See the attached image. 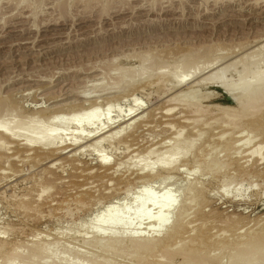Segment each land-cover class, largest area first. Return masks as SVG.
<instances>
[{
    "label": "rangeland",
    "instance_id": "1",
    "mask_svg": "<svg viewBox=\"0 0 264 264\" xmlns=\"http://www.w3.org/2000/svg\"><path fill=\"white\" fill-rule=\"evenodd\" d=\"M258 37H264V0H0V101H2L0 104H3V111L8 109L3 102L8 106L10 105V107L14 106L11 107L12 111L8 109L12 112V119L16 120L17 118H14V116L18 117V113H23V118L20 114V119H24L25 115L31 118V114L36 116V114L42 112L44 114L40 113L42 119L52 117L53 120L54 118L53 121L51 120L52 122L49 121L50 119L45 118L42 121L47 120L46 123H37L38 125H47L46 127H50L53 131L50 128L49 130L44 128V131L47 129L45 134L52 136L56 131L59 135L60 133L65 135V131L63 132L61 129L65 130L64 125L68 124L66 121L71 118L72 112L75 109L77 110V107H80V109L81 107L89 108L91 102L93 103L91 106H97L94 103L97 100L98 106H104V109L107 103L103 104V102L111 101L114 106L117 104L116 107H120L117 108L119 111L123 106L124 110L118 112L125 114L126 110H130V106H134L132 102L134 103V100L137 99L143 104L141 109L146 108L139 112L144 113V118L147 119L145 120L149 124V126L139 129L138 132L134 133L133 130L126 132V134L131 132H133L131 134H135V138L128 141L123 138L124 136H120L121 140L117 138V143L111 140V142H108L110 145H108L104 141L105 143L101 142L102 145L98 144L91 147L92 149H86L85 147L90 145V142L84 140L79 145L83 144L85 147L82 145L81 148H85V150L78 152L79 154H75L76 146L79 145L68 144L70 142L66 141L63 148H65V145L66 148L70 145L76 148L75 150H73L74 147L73 149L68 148L69 153L68 149L64 150L65 153L58 150L57 153L59 154L55 156L59 162L55 159L56 162H53L50 159L54 165H50L49 160H44L36 165L27 164L28 162L22 163L23 157L20 155L16 157L15 151L21 149L22 146L18 147L17 145H22V141H25V145L28 143V135L25 136L26 140H24L21 131L24 127L23 123L20 124L23 127L20 126L21 128H19L17 126L18 130L16 129V132L10 127L11 136L19 139L17 141L13 137H11L12 139L5 138V141L6 139L9 140V142L4 141L7 145L1 142L4 146L6 145L4 155L2 154L5 158L2 156V160H0V171H5L0 172V237L4 238L3 241L6 240L8 245L13 244L15 246L17 245L16 242L19 245L24 243L23 247L34 245L37 241V244H41V246L44 245V242L45 245L50 242H59L58 245L54 246L56 248L53 251L54 255L60 257L66 252L67 258L74 262L77 259L78 262L75 263L78 264H91V260H96V264H99V262L100 264H137L139 258H136L133 254L135 249L129 250V244L125 243L123 238L137 237L144 240L152 238L151 241L154 242L159 235H164L170 226L174 225L175 213L182 209L185 210L187 217L185 220L188 228L176 237L177 240H175L179 242L173 244L174 246L171 245L172 248H169V251H173V253L174 250L175 253L183 252L181 255L180 253L175 254L173 261L172 259L163 258L159 252H156L152 256H147L152 264H186L187 256L190 257L193 254H195L194 256L203 255L204 258L206 257L205 259L210 262L213 261V264H247L246 262H239V260L243 261L246 258L242 260L238 256V260L236 257L237 252H246L248 261L256 254V258L252 259L254 262L250 261V264H264V148H261L262 150L259 148L261 151L256 148L258 144L261 146L264 144V134L257 131L256 134L253 130H251V133L249 129H247L249 132L241 129L242 120L239 116L234 119L228 115L225 120L226 116L223 117L220 114L221 107L222 109L226 105L227 107H236V103L234 104L232 100L228 102L226 99L225 96L231 98L228 92L219 86L195 85L200 80L199 78V80L194 78L196 83L192 80L193 77L201 78V76L211 73L210 70H207V72L204 70L203 72V69L207 67V65L204 66L206 64L205 60L207 62L208 59L210 61L211 58L214 60L216 57L214 63L220 69L221 66H227L228 62L229 64L233 63L234 60L239 62V58L241 61L246 53L250 55L247 54L249 56L244 61L247 58L249 59L251 55L253 56L250 57V62L247 60L249 63H245V71L250 66L256 67L254 70L250 68V73L244 72V75L255 72L256 68L259 69L258 67L264 65L262 60L264 59V51L257 50L259 47L257 43L262 39L264 40V38L260 39ZM257 40L258 42L255 44ZM243 47V50H246H242L244 53L241 51ZM246 47H249L250 51ZM254 47L256 51L253 53L251 48ZM227 53H230L231 57ZM232 54L234 55L232 56ZM184 55L188 57L194 55L189 58L193 57L195 63L199 62V66L197 63L190 64L191 67H200L197 68V73H195L197 76L194 74L191 77L192 79L190 75L193 70H191V73H189L190 71L187 72L190 74L187 77L185 76L186 71L182 70L183 73H180L181 70L174 71L176 69L174 65H179L177 62L183 61ZM202 56L204 57L202 58ZM222 56L223 60L221 62L223 64L220 62ZM228 56L230 58L225 60ZM258 59H261L259 61L261 64L258 63ZM190 61L192 60L190 59ZM174 62L177 65L173 64ZM201 62L204 65L200 64ZM255 62L257 65L254 64ZM242 65L243 63L236 64L237 68H228V74L225 72L224 79L229 80L228 78H232L231 80L235 84L239 79V83L237 82L239 87L243 86V82L248 84L249 81L246 80L247 78L250 79L251 76H244L246 80L241 79L244 80L243 82L240 80L241 77L244 78L243 74L241 77V74H239L243 68ZM246 65L248 68H246ZM263 67L260 69H263ZM161 68L163 69L161 70ZM198 70H201V73ZM168 71L170 72L168 73ZM177 72L180 75L183 74L185 79L190 78V80L184 81L185 84L178 86V89L175 87L176 81L181 76L176 75ZM159 77H161V84L158 85L156 83L159 81ZM166 77L170 78L165 83L163 78ZM171 77L173 78L171 79ZM176 77L178 78L176 79ZM150 80L152 83L154 81L156 83L154 82L153 86L150 84L149 87L148 81ZM188 80L191 83L193 81L194 87L193 84L190 86ZM169 81L172 84L175 83V86L173 84L175 90L173 87L174 91L171 90L170 87L168 92H181V94L177 92L178 99L175 98L177 93L174 94V98L178 101H180V98H184L182 101L168 102V92H164V90L167 91L164 85L170 84L166 85V88L172 86ZM187 81L189 84H187ZM162 82L165 84L162 85ZM241 83L243 84L241 85ZM162 86L164 89L161 88ZM112 87L113 90L119 88L122 90L115 92L110 89ZM233 87L237 89L236 85ZM141 88L144 89L141 91ZM188 88H190L189 91ZM133 89L134 91H132ZM124 90L129 94L125 93ZM184 91L186 94L183 93ZM159 92L164 93L160 94ZM203 92L210 97L207 94L204 97ZM102 93L103 95H101ZM138 93L139 95H137ZM170 93H168L169 97ZM182 93L183 96H180ZM125 94L129 97L127 98ZM163 94L167 95L166 98ZM96 95L98 98L95 97ZM123 96L126 97V100ZM114 99L117 100H115L117 102L115 104ZM84 102L87 104H84ZM198 103L199 105H197ZM263 103L264 100L261 104ZM82 104L83 106H81ZM126 105L130 108L127 109ZM99 107L98 110L97 108L95 110V113L100 112L99 116L97 113H92L95 114V117L91 119L95 121H90L91 123L88 124L90 120L88 118L87 123L85 121L81 122L80 128H83L81 130L84 133L87 131L88 134L94 132L93 127L97 129L105 123L106 118L104 115L106 113L103 112H106V108L102 111L103 109L100 110ZM215 107L219 109V113ZM166 109H172L170 114L167 113L168 110L166 111ZM198 109H201L204 113L202 111V113H197ZM263 109L264 107L260 110L263 111ZM70 110H72L71 113ZM163 110L166 112L164 113ZM0 112L1 116L2 110ZM4 113L6 116L0 117L2 121L4 118L12 116H7V111H4ZM48 113L52 116L50 117ZM66 113L69 114L68 117H65ZM116 113V108L114 111L112 109L110 116L113 118L120 115ZM259 113L263 115V112ZM102 114L103 116H101ZM59 115L60 117H58ZM96 115L105 118L99 119L97 117V121L101 124L96 123ZM28 117H25L26 120ZM41 117H37L39 118L38 121L41 120ZM8 118L11 119V117ZM10 119L8 120L10 121ZM231 119L233 124L230 121ZM256 119L264 123V116L260 115ZM27 122H29V119ZM69 122L71 124L72 120ZM10 124L9 126H12V128L16 126L13 122ZM38 125H35L36 132L42 130L43 133H39L44 134L42 126L38 128L39 130L36 128ZM55 125L58 126L54 129L58 127V130L62 132L56 129L53 130L52 126ZM59 125L61 129H59ZM65 126L69 128V124ZM79 126L75 132H77ZM91 127L92 129L89 131ZM26 128L29 129L30 133L32 128ZM85 128L86 130H84ZM19 129L21 132L20 137L17 135ZM35 129L31 132L34 134L33 137L38 134L34 133ZM24 130L26 132V129ZM12 131L17 134L13 135ZM240 131L241 133H239ZM10 132L7 133L9 137ZM58 134L54 133V137ZM175 134L177 135L175 136ZM234 135L235 141L238 139L235 144L240 141L241 143L237 144V147L234 146V153H232L233 149L232 152L224 151L223 142L228 138L231 139ZM21 136H23V139H21ZM40 136L45 138L43 135ZM75 137L79 138L78 133L73 135V140H76ZM2 138L0 140L3 141L4 138ZM64 139H67L66 135ZM124 140L128 143L131 142L125 144L127 145L126 148L124 147ZM164 140L167 143L161 145ZM20 141L21 143H19ZM119 142H121V146ZM8 143H12V146ZM8 145L10 149H7ZM13 146H16V148ZM149 147L153 151L148 152L146 148ZM93 148L94 151H92ZM235 149L237 150L236 153ZM36 151L33 149L27 154L34 156L38 152ZM72 151L75 152L73 155ZM2 152L3 150L0 153ZM226 152L233 155L229 157L225 155ZM62 153L64 154L61 155ZM222 157L228 158H225V160L227 159L225 163L228 160L229 162L225 164ZM235 159L236 161L239 160L237 162L243 166L244 171L241 174L229 164ZM221 160L224 166L222 162H218ZM103 161L107 162L104 163ZM101 163L104 164L101 165ZM29 165L32 167H28ZM225 165H228L229 168L227 166L226 168ZM162 166L168 168H162L161 170ZM10 167L16 173L10 171ZM37 169L39 170L37 171ZM153 172L155 173V180L151 179L154 181L145 187V191L138 192L133 188V182L136 184L141 177L150 176V174H152L150 176L152 177ZM162 173L164 175H161ZM157 175H161V178ZM1 176L5 177L2 178ZM38 177L41 179H38ZM131 181H133V186L130 185L131 189L127 190L129 189L127 184H131ZM45 189V193H42V190ZM197 189H204L205 191L203 190L201 195H197ZM149 197L153 198V202H147ZM108 201L115 203L111 213L99 211ZM172 201L176 202L174 203L175 209L169 214L164 209V205L172 203ZM21 202L30 203L27 208L29 212L19 205ZM158 218L168 220V223L167 227L162 230V234L159 232L155 235L157 233L155 231L158 230ZM198 235L203 240H199ZM110 236L113 241H111L112 239L109 240ZM250 236L251 238H249ZM255 238L261 241L259 245L250 242V239L252 241ZM220 242L223 245L217 246ZM215 243H217L216 247L213 246ZM231 243H237L238 246L235 248L228 246ZM122 246L124 248H121ZM195 247L197 251L202 248L203 250L200 251L203 253L198 251L200 254H197ZM1 254L0 264H5L8 255L3 251ZM26 254V250L23 249L12 264H25L23 257ZM249 254L254 256L251 255L250 258ZM184 257L186 258L184 259ZM37 259L40 261V258Z\"/></svg>",
    "mask_w": 264,
    "mask_h": 264
},
{
    "label": "bare ground",
    "instance_id": "2",
    "mask_svg": "<svg viewBox=\"0 0 264 264\" xmlns=\"http://www.w3.org/2000/svg\"><path fill=\"white\" fill-rule=\"evenodd\" d=\"M205 2V1H204ZM253 3V2H252ZM212 9V8H211ZM258 38H260V37H258ZM262 38H264V37H262ZM262 38H260V39H262ZM259 39V40H260ZM258 42V40L257 41H255V44ZM258 44V48H257V50H260L261 52H263L264 51V40L262 39V41L260 40V42H258L257 43ZM261 44V45H260ZM244 45V44H243ZM246 45V44H245ZM247 46H249V45H247ZM251 46V45H250ZM249 46V47H250ZM257 46V45H256ZM248 47V48H249ZM247 48V47H246ZM245 48V49H246ZM247 48V49H248ZM255 48V47H254ZM254 48H251V50L253 49V53L256 51V48L254 49ZM241 49V48H240ZM240 49H239V51H240ZM244 49V47L241 49V51ZM229 50V49H228ZM236 50V49H235ZM249 50V49H248ZM224 51V50H223ZM238 51V50H237ZM240 51V52H241ZM243 51H246V50H243ZM242 51V52H243ZM250 51V50H249ZM219 52V51H218ZM233 52H235V51H233ZM251 52V53H252ZM215 53V52H214ZM244 53V52H243ZM227 54H229V56H230V53H227ZM226 54V55H227ZM236 54V53H235ZM240 54V53H239ZM247 54H249V53H246V55H245V57H242L243 59L240 61V58H239V62L238 61H235L234 60V58H233V60L235 61H233V63L231 62V64H229V62L227 63L228 65L227 66H225V63H224V66L225 67H220V69L217 67V65H216V63H214V62H216V57L214 58V60H213V58H211L210 59V61H212L213 60V62H211L210 64H209V59H208V61L206 62V60H205V65L203 64V62H201L200 64H202V65H204V66H206L207 65V67L205 68V69H203V72H204V70L207 72V70H210L211 71V73L209 74V75H204L203 77L201 76V78L200 77H193V75L195 74V73H197L196 71H197V68H200V67H198L199 66V62H196L197 63V68H195V66H190V64H193L194 65V63H195V61H193V60H195V59H192V58H189V57H191V56H194V55H191V56H185V57H183L184 58V60L182 61V60H180V62L178 61L177 63H179V65H177V63H173V64H176L177 66H175L174 65V67L177 69H175L174 67H173V69H175L174 71H186V77L187 76H189L190 74H188L187 72L188 71H190L189 73H191V70H193V73H191V75H190V78L191 77H193V79L192 80H194V78H199L198 80V82L196 83L195 81L196 80H194V82L196 83L195 85H203V86H207V85H209V86H219V87H221L222 89H224L225 91H227L228 92V94L231 96V100L234 102V104L236 103V107H227V105H226V107L225 108H223L222 109V107H221V109H220V114H222L223 115V117H225V120H226V118H227V116L229 115V117L231 118H238V116H239V118L241 117V120H242V122H241V124H242V128L240 127V125H238L241 129H244V130H247V129H249L250 131L251 130H253V131H255L254 133H256V131L257 132H259L260 134H264V123L263 122H261L259 119H256V118H258V117H260V115L261 116H264V109H263V111H261L262 110V108L264 107V103L263 104H261V102H263V100H264V65L262 64V67H263V69H260V68H262V67H258L259 69H257L256 68V71L254 72L253 70L255 69V67L253 68V66H250V68L252 69L253 68V74L251 73L250 75H248L249 73H250V71H251V69L249 68V69H247V71H245L246 69H245V63L247 64V63H249L250 61H249V59H250V57L251 56H253V55H251L250 57H249V59L247 58V60L249 61H247V60H245L244 61V59H246V57L247 56H249V55H247ZM259 54H261L260 52H259ZM264 54V53H263ZM234 54H232V56H233ZM182 56V55H181ZM226 57L225 58V60L227 59V58H230V57ZM236 56V55H235ZM256 56V55H255ZM259 56H261V55H259ZM196 57V56H195ZM204 56H202V58H203ZM220 57V56H219ZM238 57H239V55H238ZM241 57V56H240ZM257 57V56H256ZM264 57V56H263ZM183 58H181V59H183ZM223 58V56L221 57V60H220V62L223 60L222 59ZM261 58V57H260ZM189 59V60H188ZM190 59L192 60V61H190ZM238 59V58H237ZM254 59V58H253ZM262 59V58H261ZM260 59V60H261ZM116 60V59H115ZM185 60H188V61H185ZM204 60V59H203ZM217 60H219V59H217ZM251 60V59H250ZM257 60V59H256ZM259 59H258V63H260L259 61H260ZM263 60V62H264V59H262ZM143 61V60H142ZM197 61H199V60H197ZM231 61H232V59H231ZM165 62V61H164ZM189 62H192V63H189ZM219 61H218V63L219 64H221ZM195 63V64H196ZM241 63H243V65H242V70H240V72L241 73H239V74H241L240 75V77L242 76V74H243V77L244 76H251V78L249 79V78H247V80L245 79V77L244 78H240V80L241 79H245L246 81H249V83L248 84H246L245 82H243L242 80V82L245 84H243V83H241V85L243 84V86H241V87H239L238 85V83H239V79H238V81H236V84L234 83V82H232V78L230 79V78H228L229 80H227L226 78L224 79V75H226V73H227V69L229 68V69H231V67H236L235 65L236 64H241ZM251 63H253V62H251ZM163 64V63H162ZM161 64V65H162ZM223 64V63H222ZM255 65H257L256 64V62L254 63ZM254 64H252V65H254ZM261 64V63H260ZM259 64V65H260ZM165 66V65H164ZM170 66V65H169ZM169 66H167V67H169ZM172 66V65H171ZM203 66V67H204ZM163 67V66H162ZM118 68V67H117ZM131 68V67H130ZM156 68H157V66H156ZM172 68V67H171ZM218 68V69H217ZM237 68V67H236ZM236 68H234V69H236ZM246 68H248V66L246 65ZM163 68H161V70H162ZM166 69H168V68H166ZM172 69V70H173ZM213 69H214V71H213ZM117 70V69H116ZM128 70V69H127ZM139 70V69H138ZM155 70V69H154ZM160 70V69H159ZM195 70V71H194ZM123 71H124V69H123ZM122 71V72H123ZM126 71V70H125ZM133 71H135V70H133ZM147 71V70H146ZM180 71V73H183V71L181 72ZM201 70H198V72H200ZM236 72H237V70H235ZM140 72V71H139ZM138 72V73H139ZM144 72V71H143ZM159 72V71H158ZM170 71H168V73H169ZM226 72V73H225ZM244 72H249L248 74H245L244 75ZM134 73V72H133ZM165 73V72H164ZM176 73V72H175ZM180 73L179 72H177V74L176 75H178L179 74V76H181V77H176V79H177V81H176V86H175V83H173L174 84V86L175 87H177V89H178V86H181L182 84H185L184 83V81H186L187 79H189L190 80V78H186L185 79V77L183 76V74H181L180 75ZM201 73V72H200ZM225 73V74H224ZM124 74V73H123ZM174 74V73H173ZM228 74V73H227ZM125 75H127V74H125ZM131 75V74H130ZM140 75V74H139ZM138 75V76H139ZM143 75V74H142ZM164 76L166 75V74H163ZM171 75V74H170ZM132 76V75H131ZM141 76V75H140ZM150 76V75H149ZM156 76V75H155ZM169 76V75H168ZM171 76H175V75H171ZM195 76H197V74H195ZM198 76H200V74H198ZM126 77V76H125ZM128 77V76H127ZM161 77H162V74H161ZM161 77H159L158 79H159V81L158 80H156V81H158L156 84H158L159 85V83L161 84ZM239 77V75L237 76V78ZM95 78H96V76H95ZM167 78V77H166ZM163 78V79H165V83L167 82L166 80H169V78ZM173 77H171V79H172ZM113 79V78H112ZM122 79V78H121ZM175 79V78H174ZM185 79V80H184ZM117 80V79H116ZM188 80V81H189ZM225 80V81H224ZM234 80V79H233ZM163 81V80H162ZM174 81V80H173ZM188 81H187V84H189L190 83V86H192V84H193V87H194V83H193V81H192V83H191V81H189V83H188ZM117 82H119V81H117ZM149 82H151V80L150 81H148V84H149V87H150V84H152L151 86H153V84H154V82L152 83H149ZM170 83H171V81H169ZM168 82V83H169ZM183 82V83H182ZM238 82V83H237ZM103 83V82H102ZM101 83V84H102ZM145 83V82H144ZM144 83H142L143 84V86H145L144 85ZM146 83H147V81H146ZM164 83V84H165ZM233 83H234V85H236V87H237V89L235 88V87H233L234 85H233ZM105 84V83H104ZM112 84H114V83H112ZM132 84H134V83H132ZM141 84V85H142ZM148 84H146V85H148ZM163 84V82H162V85H164ZM173 84L171 83V85L172 86H169V87H165L166 85H164V88L165 89H167V91L166 90H164V92H168V88H174V90H175V87L173 86ZM238 84V85H237ZM82 85V84H81ZM131 85V84H130ZM168 85H170V84H168ZM167 85V86H168ZM233 85V86H232ZM143 86H140V87H143ZM161 86V85H160ZM184 86V85H183ZM190 86H188V87H190ZM100 87V86H99ZM103 87V86H102ZM119 87V86H118ZM118 87H117V89H118ZM157 87V86H156ZM192 87V88H193ZM198 87V86H197ZM196 87V88H197ZM201 87V86H200ZM101 88V87H100ZM107 88V87H106ZM139 88V87H138ZM138 88H136V89H138ZM145 88V87H144ZM144 88H141L140 90L142 91V89H144ZM147 89H148V87H146ZM161 88H163V86L161 87ZM160 88V89H161ZM163 88V89H164ZM173 88L171 89V90H173ZM110 89H114L113 87L112 88H110ZM109 89V90H110ZM135 89V90H136ZM156 89V88H155ZM158 89V88H157ZM162 89V90H163ZM189 89L190 88H188L187 90L189 91ZM193 89H195V88H193ZM88 90V89H87ZM119 90H122L121 88H119L118 90H113V91H115V92H118ZM139 90V91H140ZM173 90V91H174ZM182 90V89H181ZM99 91V90H98ZM125 91V90H124ZM128 91V90H127ZM132 91H134V89L132 90ZM132 91H131V93H132ZM173 91H169V92H171L170 93V97H171V99H169L170 97H169V92L167 93V95H168V99L167 100H169L168 102H170L171 103V101H178V100H176V99H178L179 98V96H178V93L177 92H179V91H177L176 93H177V95H176V97H175V95L174 94H176V93H174ZM191 91V90H190ZM81 92V91H80ZM97 92V91H96ZM100 92V91H99ZM112 92V91H111ZM129 92V91H128ZM164 92H162V93H164ZM79 93V92H78ZM90 93V92H89ZM93 93V92H92ZM108 93H110L109 91H108ZM113 93V92H112ZM125 93H127L126 91H125ZM135 93V92H134ZM136 93H137V90H136ZM160 93V92H159ZM162 93H160V94H162ZM173 93V94H172ZM184 94H186L185 93V91L183 92ZM183 93H182V95H180V96H183ZM190 93V92H189ZM86 94H88V93H86ZM94 94V93H93ZM98 94V93H97ZM105 94H107V93H105ZM115 94H117V93H115ZM123 94V93H122ZM127 94H129V93H127ZM127 94H125V96L128 98L129 96H127ZM133 94V93H132ZM131 94V95H132ZM179 94H181V92H179ZM203 94H204V92H203ZM205 94H207V93H205ZM205 94H204V97H205ZM100 95V94H99ZM101 95H103V93L101 94ZM110 95V94H109ZM118 95H119V93H118ZM124 95V94H123ZM137 95H139V93L137 94ZM165 97L164 98H166V94H163ZM174 95V96H173ZM208 95V94H207ZM206 95V96H207ZM55 96V95H54ZM64 96V95H63ZM85 96V95H84ZM83 96V97H84ZM112 96H113V94H112ZM115 96V95H114ZM125 96H123L124 98H125V100H126V97ZM202 96V95H201ZM200 96V97H201ZM209 96V95H208ZM89 98H92V97H90V96H88ZM94 97V96H93ZM95 97H97V95L95 96ZM103 97V96H102ZM117 97V96H116ZM120 97H121V95H120ZM176 99H175V98ZM178 97V98H177ZM203 97V96H202ZM210 97V96H209ZM208 97V98H209ZM87 98V97H86ZM98 98V97H97ZM113 98H115V97H113ZM124 98H122V100H124ZM133 98H134V95H133ZM212 98V97H211ZM58 99V98H57ZM82 99V98H81ZM96 99V98H95ZM106 99V98H105ZM104 99V100H105ZM112 99V98H111ZM130 99L132 100V98L130 97ZM135 99V98H134ZM133 99V100H134ZM182 99H184V98H182ZM182 99L180 98L179 100L180 101H182ZM190 99V98H189ZM203 99H206V98H203ZM61 100V99H60ZM109 100V99H108ZM115 100L116 99H114V104L115 103H117V102H115ZM118 101H119V98L117 99ZM116 100V101H117ZM130 100V101H131ZM166 100V101H167ZM192 100V99H191ZM75 101V100H74ZM96 102H94V103H96V105L97 106H95V105H93V106H91V104H93L92 102H91V104H90V106H89V108H87L86 107V109L85 108H82L81 107V109H80V107L78 108L77 107V110L75 109L73 112H72V110H70L69 112L71 113L72 112V114H71V118L68 120V121H66L68 124H69V128L67 127V126H65V125H68V124H65L64 125V127H66L65 128V130L64 129H61V127H60V125H59V129H61V130H63V132L65 131V135H66V137H67V139H64V133H63V135H61V133H60V135L55 131L54 133H56V134H58L56 137H54V133H53V135L51 136V135H49V137H47L48 135L47 134H45L46 132L45 131H47V129L49 130V128H47L46 126L47 125H45L44 126V124H42V125H38L37 123H39V122H43L42 120H45V118L48 120V119H50L49 121H51L52 120V115H50L49 113H48V115H50V117L51 118H47V117H44V119H42V115H44V114H42V112H40L42 115H40V113L39 114H36V116H33L32 114H31V118H29L28 117V115L26 116H24V119H20V114H21V116H22V114L23 113H18V117L16 116H14V118H17L16 120L15 119H12V117H13V115H12V109H11V107H14V106H11L10 107V105L8 106L7 104H5V102H3L4 103V105L5 106H7L8 107V109H11V111L9 110L8 111V109L7 110H5L4 109V111L6 112H8L7 113V116L8 115H12V116H8V117H11V119L10 118H8V119H10V121L7 119V118H4L3 119V121L2 120H0V122L2 123H0V129H1V131H0V139H1V137H3L2 139H3V141L2 140H0V150L2 151L3 150V152L2 153H0V160H2V156L4 155V152H5V149H6V145H7V143H5V142H9V140H7L6 139V141H5V138H10V139H12L11 137H13V136H11V132H10V127H11V129L12 130H14L15 132H16V129H17V126H19V128H21V127H23V126H21L22 125V123H23V125H24V127H23V129H26V132H25V130L23 131V129L21 130L22 131V134H23V136H24V140H26V135H28V138H27V140H28V143L25 145L24 143H25V141H22L23 143H22V145H20V144H18L17 146L18 147H21V149H17V151H15V156L16 157H19V155L20 156H22L23 158H22V163H26V162H28L27 164H31V165H36V164H40L42 161H44V160H49L50 161V159H51V161H53V162H56V161H58L59 162V160L57 159V157L55 156L56 154H59V153H57V151L58 150H60V152L61 151H63L64 153L66 152V151H64L65 149L67 150L68 148H72L73 149V147H74V149L73 150H75V148L77 147V149L75 150V152H73L72 151V155H73V153H75V154H77L78 152L80 153V152H82V150L84 149L85 150V148L87 149V148H91V147H94V146H96V145H102L101 144V142H104V141H106L107 142V144L108 145H110V143H108V142H111V140H113L114 142L117 140V138L118 139H120L121 140V138H119L120 136L122 137V136H124L123 138L125 139V140H132V138H135L134 137V135L135 134H131V133H135V132H138V130L139 129H141V128H143V127H147V125L149 126V124H148V121H146L147 119L146 118H144V113L143 112H139L140 110H144V109H146L145 107L143 108V109H141V107L143 106V104H142V102L140 103L139 102V100H137V99H135L134 100V103L132 102V104H134V106L132 107V106H130L129 108H130V110H126L127 112L124 114V113H122V114H120L119 112H122L121 110L123 109V106H122V109H120V111L117 109V108H120V107H116V105L114 106L113 105V102H111V101H107V102H103V104L105 103H107L105 106V110H106V112L104 111V109H103V107L104 106H98V104H97V100H95ZM180 101H178V102H180ZM190 101V100H189ZM2 101H0V103H1ZM82 102V101H81ZM87 102V101H86ZM86 102H84V104L86 103ZM111 102V103H110ZM128 102V101H127ZM126 102V103H127ZM186 102V101H185ZM99 103V102H98ZM119 103H121V102H119ZM140 103V104H139ZM173 103V102H172ZM188 103V102H187ZM87 104V103H86ZM101 104V103H100ZM99 104V105H100ZM166 104V103H165ZM183 104V103H182ZM186 104V103H185ZM184 104V105H185ZM1 105V107H0V110H2V114H3V104H0ZM65 105V104H64ZM76 106H77V104H75ZM121 105V104H120ZM142 105V106H141ZM197 105H199V103L197 104ZM263 105V106H262ZM5 106H4V108H5ZM67 106V105H66ZM81 106H83V104L81 105ZM118 106V105H117ZM195 106H196V104H195ZM201 106V105H200ZM215 106H217V105H215ZM10 107V108H9ZM98 107L100 108V110L101 109H103L102 111H104L103 113L105 114L104 116H105V118L104 117H101V118H104L105 119V123L104 124H101V123H99L97 120H98V118L99 119H101L100 117H98L99 116V114H100V112L98 111V112H96L97 113V115H96V123H99V124H101L100 125V127L99 128H95V127H93L94 128V132L92 131V132H89V134L87 133H84L82 130H83V128H80L81 127V122L82 121H85L86 122V120L88 121V118H90V120H89V122H88V124L89 123H91L92 121H95L94 119H91V118H94L95 116V110H96V108H97V110H98ZM126 107H127V105H126ZM191 107V106H190ZM189 107V108H190ZM262 107V108H261ZM76 108V107H75ZM116 108V111H117V113L118 114H120V115H116L115 117H111L110 116V112H111V110L113 109V111H114V109ZM128 107H127V109H129ZM199 108V107H198ZM215 108H217V107H215ZM214 108V109H215ZM218 108H220L219 106H218ZM217 108V109H218ZM261 110H260V109ZM79 109V110H78ZM216 109V110H217ZM47 110V109H46ZM124 110V109H123ZM151 110V109H150ZM156 110V109H155ZM168 110V111H167ZM174 110V109H173ZM189 110V109H188ZM215 110V111H216ZM259 110V111H258ZM19 111V110H18ZM102 111H101V113H102ZM119 111V112H118ZM166 111H167V113L169 112V114H170V111H172V109L171 110H169V109H166ZM165 111V112H166ZM202 110L200 109H198V111H197V113L198 112H201ZM206 111V110H205ZM11 112V114H9ZM14 112V111H13ZM54 112V111H53ZM95 113V114H92V113ZM146 112V111H145ZM153 112V111H152ZM151 112V113H152ZM163 112H164V110H163ZM164 112V113H165ZM195 112V111H194ZM203 113H204V111H202ZM201 112V113H202ZM259 112H263V115L262 114H260ZM1 113V112H0ZM116 113V114H117ZM218 113H219V109H218ZM1 114V116L0 117H5L6 115H5V113L2 115ZM14 114V113H13ZM59 114V113H58ZM92 114V115H91ZM191 114H192V112H191ZM195 114V113H194ZM212 114V113H211ZM38 115H40V116H38ZM112 115H115V114H112ZM198 115V114H197ZM46 116V115H45ZM65 116V115H64ZM69 116V114L68 113H66V116L65 117H68ZM91 116V117H90ZM93 116V117H92ZM101 116H103V114L101 115ZM149 116V115H148ZM148 116H146V117H148ZM2 117V118H3ZM25 117H28L27 118V120H26V118ZM37 117H41V120L40 121H38V119L39 118H36ZM55 117V116H54ZM58 117H60V115L58 116ZM62 117H63V114H62ZM98 117V118H97ZM22 118H23V116H22ZM56 118V117H55ZM8 121H7V120ZM28 119H29V122H27L28 121ZM60 119V118H59ZM64 119H67V118H64ZM83 119H85V120H83ZM146 119V120H145ZM150 119V118H149ZM199 119H201V118H199ZM244 119V120H243ZM5 120V121H4ZM11 120H13V121H11ZM26 120V121H25ZM46 120V121H47ZM53 120H54V118H53ZM52 120V121H53ZM57 120H58V118H57ZM70 120H72V123L70 124ZM191 120V119H190ZM194 120V119H193ZM224 120V119H223ZM237 120V119H236ZM240 120V119H239ZM240 120V121H241ZM46 121L45 122H43V123H46ZM51 121V122H52ZM65 121V120H64ZM91 121V122H90ZM151 121V120H150ZM187 121V120H186ZM221 121V120H220ZM230 121H232V124H233V120L231 119ZM240 121H238V123H240ZM4 122V123H3ZM12 122H13V124L14 125H16L15 127H14V125H13V127L14 128H12V126H9V124L11 123L12 124ZM15 122H16V124H15ZM58 122V121H57ZM62 122V121H61ZM101 122V121H100ZM104 122V121H103ZM138 122V123H137ZM181 122V121H180ZM192 122V121H191ZM194 122V121H193ZM225 122V121H224ZM234 122H235V120H234ZM63 123V122H62ZM87 123V122H86ZM86 123H84V124H86ZM150 123V122H149ZM237 123V122H236ZM10 124V125H11ZM21 124V125H20ZM47 124L49 125V123L47 122ZM55 124H56V122H55ZM58 124V123H57ZM60 124V123H59ZM169 124V123H168ZM205 124V123H204ZM229 124H230V122H229ZM35 125H38V126H36V128L38 129V128H40L41 126V128L43 129V131H44V128H47V129H45V131H44V134H40L41 132H42V130L41 131H37L36 132V129H35ZM52 125V123L50 124V126ZM54 125V124H53ZM80 125V126H79ZM82 125H83V123H82ZM92 125V124H91ZM95 125V124H94ZM228 125V124H227ZM235 125V124H234ZM21 126V127H20ZM31 127L32 128V130H31V132L35 129V134L36 133H38L37 135H35V137H33L34 136V134L33 133H29V129H27L26 127ZM56 126H58V125H55V126H52V129L53 130H57V131H61V130H58V127L57 128H55L54 129V127H56ZM62 126V125H61ZM79 126V128L78 129H80L79 131H81V132H79L78 131V129H77V132H75L76 131V128ZM86 126H89V125H87L86 124ZM236 126H237V124H236ZM33 127H34V129H33ZM63 127V128H64ZM85 127V126H84ZM169 127H171L170 125H169ZM173 127H175L174 125H173ZM225 127V126H224ZM235 127V126H234ZM233 127V128H234ZM30 128V129H31ZM132 128V129H131ZM82 129V130H81ZM91 129H92V127L90 128V130H89V128H88V130L89 131H91ZM179 129V128H178ZM18 130V129H17ZM39 130V129H38ZM50 130H51V128H50ZM84 130H86V128L84 129ZM129 130H133V132H131V133H128V134H126V132H128ZM52 131V130H51ZM234 131V130H233ZM232 131V132H233ZM242 131V130H241ZM241 131L239 132V133H241ZM248 131V130H247ZM10 132V137L9 136H7L8 134L7 133H9ZM40 132V133H39ZM53 132V131H52ZM62 132V131H61ZM75 132V134L76 133H78V135H79V138H76V140H73V135H75V134H73ZM249 132V131H248ZM247 132V133H248ZM18 133V134H17ZM17 133H13V131H12V134L14 135V134H17L18 136L21 134V132H20V129H19V131L17 132ZM24 133H26V134H24ZM43 133V132H42ZM49 133H50V131H49ZM251 133H252V131H251ZM250 133V134H251ZM50 134H52V133H50ZM178 134V133H177ZM177 134H175V136L177 135ZM181 134V133H180ZM204 134V133H203ZM225 134V133H224ZM243 134H244V132H243ZM242 134V135H243ZM249 134V135H250ZM257 134V133H256ZM17 135H15V136H17ZM31 135V136H30ZM39 135V136H38ZM40 135H43V137L45 136V138H42ZM68 135V136H67ZM200 135V134H199ZM23 136H21V139H23L22 137ZM26 136V137H25ZM37 136V137H36ZM51 136V137H50ZM61 136V137H60ZM77 136V135H76ZM198 136V135H197ZM224 136V135H223ZM254 136V135H253ZM257 136V135H256ZM255 136V137H256ZM261 136V135H260ZM20 137V136H19ZM30 137H32L31 138V140H29V138ZM69 137V138H68ZM173 137V136H172ZM200 137V136H199ZM222 137V136H221ZM231 137V136H230ZM234 137V138H233ZM245 137V136H244ZM251 137H252V135H251ZM122 138V139H123ZM242 138V137H241ZM13 139H17L16 137L14 138L13 137ZM19 139V138H18ZM18 139H17V141H18ZM237 139V138H236ZM243 139V138H242ZM84 140H88V142H90V145H87V144H85V142H84V144L85 145H87L86 147L83 145V147H85V148H81L82 147V145H79V144H81L82 143V141H84ZM124 140V141H125ZM133 140H135V139H133ZM167 140H169V138H167ZM5 141V142H4ZM21 141L19 142V143H21ZM70 142V143H68V144H73V145H79V146H71L70 145V147H68V148H66V145H65V148H63L64 146H63V144H66L65 142ZM220 141V140H219ZM224 141V140H223ZM237 142H238V139L236 140ZM235 135L234 136H232V138L231 139H227L225 142H223V150L224 151H231L233 148H235L234 146H236L237 144L239 145V143H241V141L239 142V143H237V144H235ZM4 142V144H6L5 146H4V144H2V143ZM15 142V141H14ZM81 142V143H80ZM126 142V141H125ZM123 142L124 143V147L126 148V146L127 145H125V144H127L128 142ZM13 143V142H12ZM12 143H8L9 145H11ZM105 143V142H104ZM103 143V144H104ZM113 143V142H112ZM116 143H117V141H116ZM129 143H131V142H129ZM128 143V144H129ZM165 143H167L165 140H164V142L163 143H161V145H164ZM264 143V142H263ZM15 144V143H14ZM13 144V145H14ZM24 144V145H23ZM89 144V143H88ZM119 144H120V146H121V142H119ZM8 145V148L7 149H10V146ZM160 145V146H161ZM210 145V144H209ZM208 145V146H209ZM264 144H262V146L261 145H259L258 144V146L256 147V148H258V150L259 151H261L263 148H264V146H263ZM12 146V145H11ZM68 146V145H67ZM89 146V147H88ZM116 146H117V144H116ZM123 146V145H122ZM132 146V145H131ZM134 146V145H133ZM207 146V147H208ZM218 146H220V145H218ZM14 147V146H13ZM97 147H100V146H97ZM237 147V146H236ZM14 148H16V146L14 147ZM14 148L12 149L13 151H14ZM96 148V147H95ZM134 148V147H133ZM221 148V147H220ZM261 150H260V149ZM33 149H35V150H37L35 153V155L34 156H29L27 153L29 152L30 153V151L32 150L33 151ZM92 149V148H91ZM254 149V148H253ZM88 150H90V149H88ZM95 150H97V149H95ZM98 150H99V148H98ZM146 150L148 151V152H151V151H153L152 149H150V147L149 148H146ZM146 150H144V151H146ZM215 150V149H214ZM217 150V149H216ZM239 150V149H238ZM256 150V149H255ZM0 151V152H1ZM10 151V150H9ZM92 151H94V148H93V150ZM146 151V152H147ZM198 151V150H197ZM207 151V150H206ZM212 151V150H211ZM233 151V152H232ZM231 152L232 153H234V149L232 150ZM236 149H235V153H236ZM251 151V150H250ZM70 151H69V149H68V153H69ZM89 152V151H88ZM227 152H226V154L225 155H227V156H229V157H231L232 155H230V154H227ZM252 152V151H251ZM64 153H62L61 155H63ZM78 153V154H79ZM91 153V152H90ZM96 153V152H95ZM213 153V152H212ZM238 153V152H237ZM248 153V152H247ZM253 153L255 154V151L253 150ZM252 153V154H253ZM3 154V155H2ZM13 154H14V152H13ZM33 154H34V152H33ZM74 154V155H75ZM201 154V153H200ZM210 154V153H209ZM60 155V156H61ZM69 155V154H68ZM71 155V156H72ZM103 155V154H102ZM236 155V154H235ZM10 156V155H9ZM53 156H54V158H53ZM82 156V155H81ZM202 156V155H201ZM4 157V156H3ZM56 157V158H55ZM75 157V156H74ZM197 157V156H196ZM200 157V156H199ZM203 157V156H202ZM204 157H205V155H204ZM252 157V156H251ZM5 158V157H4ZM52 158H53V160H52ZM225 158H227V157H225ZM225 158L224 157H222V160L224 161V163H225V161L228 159H226L225 160ZM54 159L56 160V161H54ZM99 159V158H98ZM230 159V158H229ZM233 159V158H232ZM231 159V160H232ZM201 160H203V159H201ZM222 160L221 161H218V162H222ZM230 160V161H231ZM48 161V162H49ZM50 161V162H51ZM237 161H239V160H237ZM236 161V159H235V161L233 160L231 163H229L231 166H233V168L235 169V170H237V172L239 171V173L241 174L243 171H244V169H243V166H241V165H239V163ZM49 162V163H50ZM101 162V161H100ZM104 163H106L105 161H103ZM192 162V161H191ZM227 162H229V160L227 161ZM227 162L225 163V164H227ZM103 163V164H104ZM186 163V162H185ZM205 163V162H204ZM215 163H217V162H215ZM223 163V162H222ZM224 163H223V166H224ZM56 164V163H55ZM102 163H101V165H103ZM208 164V163H207ZM212 164H214V163H212ZM211 164V165H212ZM23 165H25V164H23ZM50 165H54V163H50ZM134 165V164H133ZM106 166V165H105ZM130 166H131V164H130ZM166 166V165H165ZM165 166H162L161 167V170H162V168L163 169H166V168H168V167H165ZM213 166H215V164L213 165ZM228 167V165H225V167ZM9 167V166H8ZM12 167V166H11ZM10 167V168H11ZM26 167V166H25ZM28 167H32V166H28ZM36 167V166H35ZM42 167V166H41ZM61 167V166H60ZM108 167V166H107ZM106 167V168H107ZM209 167V166H208ZM219 167V166H218ZM226 167V168H227ZM37 168V167H36ZM101 168H103V167H101ZM105 168V167H104ZM210 168V167H209ZM221 168H222V166H221ZM229 168V167H228ZM30 169V168H29ZM33 169H35L34 167H33ZM40 169V168H39ZM39 169H37V171L39 170ZM129 169V168H128ZM169 169H170V167H169ZM218 169V168H217ZM216 169V170H217ZM232 169V168H231ZM233 169V170H234ZM19 171H21L20 169H18ZM57 170V169H56ZM115 170V169H114ZM142 170V169H141ZM3 172H5L4 170H2ZM10 171H13L12 170V168L10 169ZM35 171V170H34ZM144 171H145V169H144ZM160 171V170H159ZM166 171V170H165ZM170 171V170H169ZM210 171V170H209ZM222 171V170H221ZM1 172V171H0ZM3 172H1V173H3ZM14 173H16L15 171H13ZM116 172V171H115ZM135 172V171H134ZM141 173H143L142 171H140ZM152 172V171H151ZM150 172V173H151ZM155 172H157V171H155ZM161 172H164V171H161ZM171 172V171H170ZM214 172V171H213ZM0 173V174H1ZM12 173V172H11ZM41 173V172H40ZM117 173V172H116ZM158 173V172H157ZM8 174V173H7ZM145 174V173H144ZM153 176L152 177H150L152 174H150V176L148 177V176H145V177H141V179H139V182L137 183L136 182V184H135V182H133V181H131V184L129 183V184H127L129 187V189H127V187H126V189L127 190H130L131 188H130V185L131 186H133L132 185V182H133V184H134V187L133 188H135V190L136 191H138V192H143V191H145V187L146 186H148L152 181H154L155 179V173L153 172ZM159 174V173H158ZM167 174H168V170H167ZM214 174V173H213ZM219 174V173H218ZM2 175H4V174H2ZM40 175V174H39ZM140 175H142V174H140ZM161 175H164L163 173L161 174ZM161 175H157L158 177H160L161 178ZM216 175V174H215ZM222 175V174H221ZM41 176V175H40ZM168 176V175H167ZM225 176V175H224ZM2 177V176H1ZM3 177H5V176H3ZM2 177V178H3ZM32 177V176H31ZM140 177V176H139ZM138 177V178H139ZM8 178H10V177H8ZM130 178H132V177H130ZM138 178L136 179L137 181H138ZM5 179V178H4ZM24 179V178H23ZM22 179V180H23ZM32 179V178H31ZM38 179H41V178H39L38 177ZM151 179H154V180H151ZM156 179H157V177H156ZM0 180H1V178H0ZM26 180V179H25ZM28 180V179H27ZM135 180V179H134ZM135 180V181H136ZM151 180V181H150ZM161 180V179H160ZM2 181H3V179H2ZM22 182V181H21ZM128 182V181H127ZM221 183V182H220ZM224 183V182H223ZM35 184V183H34ZM126 185V184H125ZM203 186V185H202ZM47 188V187H46ZM200 188V187H199ZM6 189V188H5ZM124 190H125V188H124ZM204 190V189H203ZM202 189H197V195H201L203 192ZM45 191H46V189L43 191L42 190V193L44 192L45 193ZM194 191V190H193ZM201 191V192H200ZM205 191V190H204ZM41 192V191H40ZM123 192V191H122ZM128 192V191H127ZM125 193H126V190H125ZM3 194V193H2ZM122 195H123V193H122ZM13 197V196H12ZM151 197H153V196H151ZM151 197H149L148 199H147V202L148 203H151V202H153V198H151ZM17 198V197H16ZM38 198H39V196H38ZM174 200V199H173ZM38 201V200H37ZM112 201V200H111ZM107 202L103 207H102V210H99V211H102V212H104V213H108L109 214V212L111 213V211L113 210V208H114V202ZM175 201V200H174ZM174 201H172V203L170 202V203H166L165 205H164V209H166V212H168L169 214L171 213V211H173L174 209H175V204L174 203H176V202H174ZM101 202V201H100ZM99 204H101V203H99ZM22 208H24V209H26V210H28L27 208L30 206V203H28V202H21L20 204H19ZM34 206V205H33ZM13 208V207H12ZM16 208V207H15ZM35 208V207H34ZM21 209V208H20ZM176 209H177V207H176ZM181 211H183L182 209L181 210H179L178 212L176 211V217H175V223H174V225L173 226H170V228L168 229V231H167V233H165L164 235H159V237H158V239L157 240H155L154 242H152L151 240H152V238H149V239H147V240H144V239H141V238H137V237H133V238H123V240L125 241V243H128L129 244V246L128 247H130V249L129 250H134L135 249V253L133 252V254L135 255V257L136 258H139V261H138V263L137 264H152L151 262L152 261H150L149 260V257H147V256H152L154 253H156V252H159V254H161L162 255V257L164 258H167V259H172V261H173V259H174V256H176L177 255V253H175V250H174V253H173V251H169V248H172V246H174L173 244H177V242H179V241H176L177 240V236H179L180 234H182L184 231H186V229L188 228L187 227V222H186V220L185 219H187V217H186V215H185V210L183 211V212H181ZM28 212H29V210H28ZM49 213V212H48ZM186 213H187V211H186ZM168 220H162L161 218H158V222H157V227H158V230H156L155 232H157V233H155V235H157L159 232H160V234H162V230H164V228L165 227H167V222ZM189 226V225H188ZM4 231V230H3ZM32 233V232H31ZM262 235V234H261ZM161 236V237H160ZM258 236V235H257ZM119 237V236H118ZM199 237V238H198ZM198 239L200 240H203L202 239V237L200 236V235H198ZM263 237V236H262ZM32 238V237H31ZM249 238H251V236L249 237ZM258 238H259V236H258ZM3 239L4 238H2V237H0V252L2 253V251L3 252H5V254H7L8 255V257H7V259H6V262H5V264H12V262L15 260V258L17 259V256L19 255V253L24 249V250H26V252H27V254H26V256H24L23 257V262L25 263V264H78V263H75V262H78V260L76 259V261L74 262L73 260V262L72 261H70L67 257V254H66V252H65V254L63 253L62 255H60V257H57V256H55L54 255V253H53V251H54V246H56V245H58V243L59 242H50L49 244H47V245H45V242H44V245H43V243H42V245L45 247H43V246H41V244H37V242L36 243H34V245L32 244V245H26V241H25V247H23V244L22 245H19L18 244V242H16L17 243V245L15 246V245H13V244H11V245H8V243L6 242V240L5 241H3ZM26 239V238H25ZM110 239H112V237L110 236V238H109V240ZM118 239H120V238H118ZM176 239V240H175ZM197 239V240H198ZM229 239V238H228ZM253 239V238H252ZM211 240V239H210ZM246 240V239H245ZM249 240V239H248ZM260 240H262V239H260ZM111 241H113V239L111 240ZM115 241H118V240H115ZM122 241V240H121ZM15 242V241H14ZM13 242V243H14ZM183 242H185V241H183ZM191 242V241H190ZM199 242V241H198ZM202 242V241H201ZM200 242V243H201ZM248 242V241H247ZM246 242V243H247ZM250 242L251 243H257L258 245H259V243L261 242V241H259L258 239H254V240H252L251 241V239H250ZM12 243V242H11ZM28 243V242H27ZM39 243H40V241H39ZM47 243V242H46ZM123 243V242H122ZM203 243V242H202ZM241 243H243V242H241ZM250 243V244H251ZM10 244V243H9ZM69 244V243H68ZM90 244V243H89ZM179 244V243H178ZM222 243L220 242V244H218L217 245V243H215V244H213V246L215 245V247H216V245L217 246H219V245H221ZM239 244V243H238ZM249 244V243H248ZM264 244V243H263ZM117 245V244H116ZM172 245V246H171ZM189 245V244H188ZM193 245V244H192ZM191 245V246H192ZM195 245V244H194ZM198 245H200V244H198ZM202 245V244H201ZM200 245V246H201ZM223 245V244H222ZM113 246H115V245H113ZM124 246H127V245H124ZM228 246H231V247H233V248H235V247H237L238 245H237V243H234V244H228ZM109 247V246H108ZM119 247V246H118ZM198 247V246H197ZM221 247V246H220ZM242 247H243V245H242ZM250 247V246H249ZM253 247V246H252ZM44 248V249H43ZM111 248V247H110ZM109 248V249H110ZM116 248V247H115ZM121 248H124L123 246L121 247ZM196 248V247H195ZM203 248H205V247H203ZM264 248V247H263ZM56 249V248H55ZM188 250H189V248H187ZM239 249H241V248H239ZM261 249V248H260ZM186 250V249H185ZM195 250V249H194ZM200 250H203L202 248L201 249H198V251H200ZM232 250V249H231ZM257 250V249H256ZM197 251V248H196V251L195 252H198ZM262 251V250H261ZM69 252V251H68ZM183 252V251H182ZM182 252H179L180 253V255H181V253ZM184 252H186V251H184ZM194 252V253H195ZM200 252H202V251H200ZM200 252H198L197 254H200ZM248 252V251H247ZM0 253V255H2ZM60 253H61V251H60ZM70 253V252H69ZM75 253V252H74ZM178 253V254H179ZM203 253V252H202ZM201 253V254H202ZM4 254V253H3ZM158 254V253H157ZM176 254V255H175ZM185 254V253H184ZM190 254V253H189ZM196 254V255H197ZM70 255V254H69ZM131 255V254H130ZM142 255V256H141ZM186 255H188V254H186ZM195 254H193V255H191L190 257L189 256H187L188 258H186V257H184V259L186 258V261H187V263L186 264H213V261L212 262H210L208 259H205L204 258V256L203 255H199V256H194ZM251 255H253V254H251ZM251 255L249 254V257L251 258ZM255 256H256V254H254ZM253 255V256H254ZM70 256H72V255H70ZM85 256V255H84ZM238 256H240V258H242V260L244 259V258H246V259H244L243 261H240L239 260V257ZM247 253L246 252H237V258H238V260H239V262H246L247 264H250V261H252V262H254L252 259L255 257H253V258H251V260L250 261H248V259H247ZM264 256V255H263ZM6 257V256H5ZM81 257V256H80ZM141 257V258H140ZM248 257V258H249ZM37 258H40V261H38L39 259H37ZM86 258V257H85ZM209 258V257H208ZM256 258V257H255ZM22 259V258H21ZM87 259V258H86ZM151 259V258H150ZM81 260H82V258H81ZM83 260H85L84 258H83ZM98 260H100V259H98ZM230 260V259H229ZM254 260H258V259H254ZM20 261H22V260H20ZM90 261V260H89ZM96 261V260H95ZM94 260H91L90 261V263L91 264H96V262H95ZM102 261V260H101ZM165 261V260H164ZM83 263L85 262V261H82ZM108 262V261H107ZM185 262V261H184ZM249 262V263H248ZM2 263V262H1ZM80 263V262H79ZM105 263V262H104ZM153 263H155V262H153ZM169 263V262H168ZM88 264V263H87ZM98 264V263H97ZM99 264H100V262H99ZM106 264V263H105ZM108 264H110V263H108ZM156 264V263H155ZM234 264H236V263H234ZM238 264V263H237ZM243 264V263H242ZM252 264V263H251Z\"/></svg>",
    "mask_w": 264,
    "mask_h": 264
},
{
    "label": "water",
    "instance_id": "3",
    "mask_svg": "<svg viewBox=\"0 0 264 264\" xmlns=\"http://www.w3.org/2000/svg\"><path fill=\"white\" fill-rule=\"evenodd\" d=\"M217 91L220 92V90H218V89H217ZM225 97H226V99L228 100V102H231V98H229L228 96H225Z\"/></svg>",
    "mask_w": 264,
    "mask_h": 264
}]
</instances>
